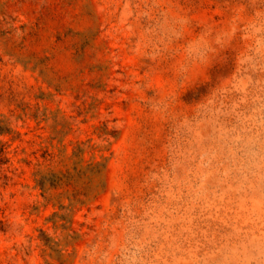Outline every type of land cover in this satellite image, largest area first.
<instances>
[{
	"label": "rangeland",
	"instance_id": "rangeland-1",
	"mask_svg": "<svg viewBox=\"0 0 264 264\" xmlns=\"http://www.w3.org/2000/svg\"><path fill=\"white\" fill-rule=\"evenodd\" d=\"M0 264H264V0H0Z\"/></svg>",
	"mask_w": 264,
	"mask_h": 264
},
{
	"label": "trees",
	"instance_id": "trees-1",
	"mask_svg": "<svg viewBox=\"0 0 264 264\" xmlns=\"http://www.w3.org/2000/svg\"><path fill=\"white\" fill-rule=\"evenodd\" d=\"M104 167L105 164L102 162L91 163L89 169L90 176L92 177L101 174ZM68 178L72 179L71 173L64 174V173L50 172L46 174H41L40 178L38 179V183L41 186V188L44 190V192H47V190L56 188L57 186L63 184L64 183L63 180ZM70 183L71 182L69 180L67 184Z\"/></svg>",
	"mask_w": 264,
	"mask_h": 264
},
{
	"label": "clouds",
	"instance_id": "clouds-1",
	"mask_svg": "<svg viewBox=\"0 0 264 264\" xmlns=\"http://www.w3.org/2000/svg\"><path fill=\"white\" fill-rule=\"evenodd\" d=\"M210 50L211 46L206 38L198 36L188 42L181 55L188 60H202L208 56Z\"/></svg>",
	"mask_w": 264,
	"mask_h": 264
}]
</instances>
